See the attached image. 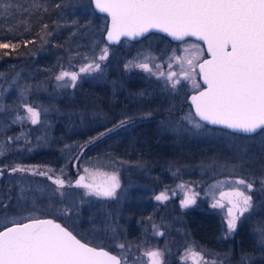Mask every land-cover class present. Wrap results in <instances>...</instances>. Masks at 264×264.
Returning <instances> with one entry per match:
<instances>
[{"label": "rangeland", "instance_id": "1", "mask_svg": "<svg viewBox=\"0 0 264 264\" xmlns=\"http://www.w3.org/2000/svg\"><path fill=\"white\" fill-rule=\"evenodd\" d=\"M76 1L86 5L85 8L87 10H91L90 5L92 4L89 0H73L71 2L77 4ZM92 17L94 16L92 15ZM98 18L99 20L102 19L99 23L100 29L93 27L90 20L82 23L83 26L81 25L83 28H87V31H85L90 36L93 35L91 32L92 28L96 29L94 31L96 37H92L91 41L93 42L89 45V48L81 53L78 51L76 54H71L72 52H70L67 59H60V61L62 60L61 64L53 77L59 75L61 71L78 72L80 67L91 63L94 58L98 57L105 46L108 48V59L101 63L100 71L81 73L74 88L70 86V81H68L67 77L64 81L56 80L58 87L62 89L61 94L56 97L59 100L66 98L64 93H62L66 92L65 90L72 91V95H70L72 99L75 96H79L82 91L81 85L85 80L90 81L92 86L100 85L104 91H107L108 87L113 89V79L106 76L108 62L111 61L112 64H116L115 61L119 58L117 55H123L124 50L126 52L134 45L133 42L128 40H123L118 44L120 46L104 42L105 40L100 30L103 33L106 31V25L104 26L101 23L106 21L107 17L99 16ZM187 41L189 43L183 41L169 44L168 40L162 36H147L146 39L139 42L136 47L137 50L132 56H125L127 59L123 63L125 65L129 62L134 64L141 63L144 62L145 56H149L154 57L155 63L162 66L161 70L167 71L168 58L173 52L177 55H183V49L189 47L191 43L204 47L202 43L196 40L187 39ZM65 51L67 52L68 50ZM206 56L207 53L205 52L204 57ZM127 70L128 72L139 71L145 75L148 81L146 87H149L147 90L155 91L154 93H163L167 97V101H171L174 96L179 95L183 91L190 93L196 90L193 89L191 81L181 79V83L176 86L175 90H172L170 83L166 85L162 77L158 78L156 75H151L136 67L127 68ZM153 71L155 72L156 69L153 68ZM172 71L179 72V67L175 63H173ZM32 74L30 71L16 69L13 66L0 69V84L2 86L0 96V146H3L4 154L7 152L20 153L24 150L22 153L32 155L35 151H39L42 148L56 147L53 139L57 138L54 134L57 123H54L52 117L56 113L60 115V118L64 117V115L70 118V115L64 113L63 109H59L60 106L58 105L55 111L54 104L57 101L52 98L51 90L49 89L51 80L54 78L52 76L42 77L43 75H41L42 81L37 82L32 78ZM196 79L200 82L199 76ZM200 84L202 88V83L200 82ZM33 93L32 97L31 94ZM80 95L82 96V94ZM91 95L90 93L88 95L90 99L94 97ZM179 96L182 97L181 95ZM90 103L92 104V100H90ZM25 105L34 107L41 113L40 123L34 125L27 119L22 122H14L17 116L25 117L27 115L24 108ZM89 106L90 104L87 100L85 107L79 106L83 115L76 117V121L71 119L72 124L75 123L80 126L79 129L77 128L79 131L94 129L100 123H105L106 117L108 118L107 115L92 113ZM169 108L172 109L170 106ZM178 110L180 113L174 116L169 124L165 125L163 122L160 124L159 128L162 133L171 132L177 134L176 137L178 136L179 139L183 140L184 135H180L183 132L188 134L189 139L193 136L195 138L224 139L226 146L230 148L227 152L229 153V160L216 163L206 161L199 167L193 164L173 166V163L167 160H164L163 163L154 161L152 164L143 165L126 161L125 165L121 158L114 157V155L109 156V154L84 158L78 171H82L85 174L84 169L87 168L90 171L116 173L118 175L120 188L117 189L114 198L85 196V189L74 188V186L65 185L63 188H58L53 181L43 176L9 177L0 196L5 194L4 197H7V200L11 204L13 203L16 209L27 208V214L14 215L8 212L6 215V213L3 214L4 212H2L3 216L0 218V224L4 226L9 224L11 219H20L29 215L33 217L51 216L65 223L66 226L86 242L97 247L109 249L117 253L122 259L126 257L127 264H143L146 258L142 257V253L149 249L162 251L164 253V264H192L191 260L182 261L181 259L188 247H192L196 252H199L209 264L212 261H215V264H264V184H262V181H264V130H260L253 135L240 136L241 134H227L208 129L204 122L202 128L195 129L184 119L189 111H192L190 105L188 104ZM98 116H100V119ZM60 122H62L61 119ZM86 125H90V129L87 128L86 130L83 127ZM38 126L43 128V132L40 135L35 130ZM68 131L71 132L70 130ZM68 131L66 133L62 131L61 137H65L69 133ZM9 137L12 138L11 141L8 140ZM78 145L80 144H75L72 150L74 151ZM79 152L80 149L77 150V153L76 151L73 152L75 153V157L73 156L75 159L70 156L71 154L65 156V158H68L66 167L65 169H58V172L56 171L58 173L57 176H63L69 182L74 179V175L70 176L64 170L74 169L72 166L73 159L77 165L79 164L77 156ZM9 162L15 167L26 166L23 160L14 161L11 158ZM27 166L31 167L33 164ZM196 170L200 171V178L198 179H194L193 176ZM10 176H14V174H10ZM236 179H245L253 183V189L249 193L252 196L253 208L250 212L245 213L237 224V228H239L247 220V233L243 232V234H247L246 251H243L244 247H241L242 244L240 243L246 239L243 237L245 235L241 236L236 244L233 243V245L235 244L234 246L229 240L223 238L224 230L226 235L229 236L228 238L235 235L234 233L228 234L227 205L224 209L211 206L214 202L211 192L214 191L218 196L220 190H227L228 188L227 185H219L215 189L212 186L217 185V182L220 181ZM143 182H146V184ZM196 183H199L197 188L195 187ZM179 184H185L191 187L194 192L199 193L196 197V202L200 198L199 200L208 204L205 210L214 213L222 219L221 228L223 232H221L220 238L227 241V243L221 242L218 248L219 251L214 247L207 248L201 244L197 246L196 241L189 239L190 237L188 236L191 234L188 233L187 224L189 222L186 224L185 214L187 213L186 210L189 211L197 206L195 203L188 208H183L180 204L182 197L179 192L176 196H171V191ZM164 185H167V187L160 188L159 194L165 189L169 190L170 198L165 202L168 203L176 197L177 202L174 201L175 203L169 204L171 207L174 206L175 210L173 213L164 214L165 218L161 219V221L154 222L153 218L140 220L139 228L141 232L138 235H134L133 232H130L131 222L128 221L130 217L127 216L129 206L139 204L144 207L143 203L146 201L149 203L154 200L157 201L153 188L157 189ZM240 187L245 190L243 186ZM21 189H23V195L21 194ZM60 193H63V195ZM65 209L69 210L67 215L64 214ZM153 225L156 227H153ZM174 228H176V234L179 237L176 240H172L173 236H171V231L169 230ZM157 231L162 232L163 235H156ZM184 231H186V234ZM120 244H124L125 248H119ZM237 249L239 252L236 251V253H239L240 256L235 257L237 259L235 262V258L232 259L230 256Z\"/></svg>", "mask_w": 264, "mask_h": 264}, {"label": "snow or ice", "instance_id": "2", "mask_svg": "<svg viewBox=\"0 0 264 264\" xmlns=\"http://www.w3.org/2000/svg\"><path fill=\"white\" fill-rule=\"evenodd\" d=\"M2 6L0 2V8ZM95 7L111 18L106 39L112 43L119 42L121 37H142L153 30L185 43H189L186 39L189 37L204 42L206 47L191 43L183 49V55L173 52L168 58L167 71L161 70L162 66L149 56L144 57V62L125 65L126 68H140L164 78L172 90L181 83V79L191 81L193 89L197 90L191 96L194 112L189 111L184 119L193 128L200 129L204 126L202 122H208L246 134L264 130V0H95ZM16 47V44L0 42V50H14ZM205 52L209 58H204ZM107 59L108 48L105 46L98 57L80 67L78 72L61 71L55 79L64 81L67 77L74 88L81 73L100 71L101 63ZM173 63L179 67V72L172 71ZM197 76L205 87L201 88ZM24 108L27 115L17 116L14 122L27 119L34 125L40 123L41 113L36 108L28 105ZM123 123L125 121H121ZM103 135L105 133H101ZM11 139L8 138L9 141ZM2 155L4 150L0 146ZM10 171L48 176L45 171L21 166ZM84 172L85 175L80 176L74 186L85 189V196H116L120 188L116 173H101L87 168ZM3 174L4 169H0V176ZM48 178L53 179L51 176ZM53 182L58 188L65 186L61 178H55ZM219 185H227L228 188L220 190L218 196L211 192L214 200L211 206L224 209L227 205V229L228 234H232L240 218L253 208L249 194L253 183L245 179L226 180L217 182L212 188ZM178 192L183 208L194 205L199 195L185 184L177 185L171 196ZM169 198L167 189L155 196L160 202ZM68 213L69 210L65 209L64 214ZM9 223L11 226L0 230V264H127L126 257L118 258L103 247L91 246L53 219L29 215L11 219ZM155 234L163 235L159 231ZM119 248L124 249L125 245L120 244ZM163 256L160 250H146L142 253L146 258L143 264H164ZM181 259L191 260L192 264H209L192 247L185 250Z\"/></svg>", "mask_w": 264, "mask_h": 264}, {"label": "trees", "instance_id": "3", "mask_svg": "<svg viewBox=\"0 0 264 264\" xmlns=\"http://www.w3.org/2000/svg\"><path fill=\"white\" fill-rule=\"evenodd\" d=\"M71 1L73 0H0L3 4L0 8V42L17 45L14 50L11 48L0 50V69H6L8 66L25 69L33 73L32 78L35 81L41 82V75L55 78L53 76L59 69L62 61L60 59H67L70 52L76 54L78 51L81 53L88 49L93 42L92 37H96L94 31L99 28L102 20L98 17L104 15L94 11L92 5H90L91 10H87L86 5H82L79 1H76L77 4ZM89 1L92 4L91 0ZM89 20L93 27H96V29L92 28V36L87 35L86 27H82V23ZM107 20L101 23L106 25V28ZM100 33L104 37L105 32L100 30ZM150 35L167 39L157 33ZM142 40L131 41L134 45L128 51L124 50L123 55H117L119 58L115 61L116 64L108 62L106 76L113 79V89L108 87L107 91H104L100 85L92 86L90 81L82 83V91L77 102L84 103L85 106L88 100L90 110L95 114L111 115L112 111L117 110L118 118L111 121L108 128L104 127L102 122L98 127L87 131H79L77 128L70 129L71 132L60 130V132H69L65 137L80 140L76 143L80 145L74 149L76 153L78 149L81 152L84 148L77 169L80 168L84 158L105 154L121 158L125 165L126 161L143 165L152 164L154 161L163 163L167 160L173 163V166L193 164L200 167L206 161L216 163L229 160L227 152L230 148L226 146L224 139L194 136L189 139L188 134L183 132L180 133L184 135L183 140L176 137L177 134L160 131L162 122L165 125L169 124L173 117L180 113L178 109L188 105L186 101L189 93L183 91L179 94L182 97L176 95L171 101H167L163 93L147 90L148 81L141 72L135 70L128 72L123 63L127 59L125 56H132ZM167 40L169 44H175ZM4 52L9 54L4 55ZM89 93L94 96L92 99L89 98ZM68 117L64 115L60 118L61 123L74 119ZM98 117L100 119V116ZM121 121L125 123L121 124ZM206 126L221 133H233L222 128ZM101 133L105 135L101 136ZM233 134L237 135V133ZM74 154L71 156L73 157ZM73 161L74 159L72 163Z\"/></svg>", "mask_w": 264, "mask_h": 264}, {"label": "flooded vegetation", "instance_id": "4", "mask_svg": "<svg viewBox=\"0 0 264 264\" xmlns=\"http://www.w3.org/2000/svg\"><path fill=\"white\" fill-rule=\"evenodd\" d=\"M85 81L88 82V80H85ZM49 89L51 90L50 93L52 95V98L55 99V101H57L54 104L55 105V111L57 110L56 107L58 105V106H60L59 109H63L64 113H67L71 117L74 118L73 120H76V116H78V117L81 116L82 113H81V109L79 106H84V103L76 101L78 98H80L79 96H75L72 99V96H70V95H72V91L65 90L66 92H62L65 95L64 97H66L65 99L59 100L58 98H56L59 96V94H61L62 89H60V87H58L55 78L51 81V85H50ZM33 95H34V93L31 94L32 97H33ZM116 112H117V110L112 111L111 115H114V114L116 115L117 114ZM104 115H107V114H104ZM111 115H109V114L107 115L108 118L106 117V121H105L103 126L108 128L111 121L118 118L117 116L113 117ZM52 118H53L54 123H57V127L55 128V131H54V134L57 138L53 139V140H55V146L56 147L46 148V149L42 148L39 151H35L34 154H32V155L27 154V153H22V152H24V150H22L20 153H15V152L8 153L7 152L6 154L1 156L0 168L4 169V174L0 179V194H2L1 191L5 187V184H6L9 177H15V176L16 177H27V176L31 177V175H32L30 172L12 173L10 171V169L15 167V166H12L11 163L9 162L11 158H12V160L14 159V161L15 160H20V161L23 160L24 161L23 163L26 165L25 166L26 168H35L37 171L47 172L48 176L53 177V179L51 181H53L55 178H61L65 181V185H68V186L70 184L74 186L75 182L79 179L80 176H82L81 173H83V172L78 171V169L76 167L77 164L74 161L72 163V166L74 169L69 168L67 170H64V172L65 173L68 172V174L70 176L74 175V179L72 181H70L71 183L68 181L67 178L64 179L63 176H61V177L57 176L58 175V173H57L58 169H65V167H66L68 158L67 157L65 158V156L70 155V154L72 155L73 154L72 149L75 147L76 142L78 143L80 141V140H76L74 138L70 139L68 137H61L62 132H60V130H64V129L70 130L73 128L79 129L80 126H78L75 123L72 124L71 120H70V122L61 123L60 119H59L60 115L56 114V113H54V116ZM83 127L86 130H87V128L90 129L89 128L90 125L89 126L86 125ZM35 130L39 132V135L43 132V128L40 126H38L37 129H35ZM79 155H80V152L78 153L77 156L79 157ZM30 164H33V166H31V167L27 166ZM199 172L200 171H197V170L195 171V174L193 175L194 179L200 178ZM10 174H14V176H10ZM35 176H40V175H35ZM48 176H43V177H45L46 179L49 180ZM193 176H191V177H193ZM168 183H170V182L168 181ZM197 185H199V183H196V186H195L196 188H197ZM165 186L167 187V185H164L162 187L157 186V187H159L157 189H155V187H154L153 192L156 195H158L160 188H164ZM74 188H79V187L74 186ZM4 196H5V194L0 196V218L5 213L7 215L8 212H11L14 215H17V214H19V215L24 214L25 215V214H27V208L24 207L22 209H16L15 206H13V203L11 204V202H9L7 200L8 198L4 197ZM199 199L196 202L197 207L192 208L189 211L186 210L187 213L185 214V216H186L185 220H186V224L189 222L187 224V229H188V233L191 234L188 237H190L189 239H191V241H196L197 246H200V244H201L207 248L214 247V248L218 249L220 247L221 242L227 243V241H224L222 238H220L221 232H223L222 231L223 229L221 228L222 219L220 217H217L214 213L205 210L207 208L208 204L204 203L203 201H201ZM174 201L177 202L176 197L171 199L168 203H166L165 201L164 202H160V201L158 202V201L154 200L150 203L147 201L144 202L143 203L144 207H141L139 204H136V205L134 204L132 206H129L128 210H130V211L127 213V216L129 214H131L129 216L130 219H128V221L131 222V227H130L131 231L130 232H133L134 235H138V233L141 232V229L139 228V221L142 219L145 220V219L153 218L154 222H157V221H161V219L165 218L163 216L164 214L167 215L169 213H173V211L175 210V207L174 206L171 207L169 204H172ZM93 203H92V205H93ZM2 212H4V213L2 214ZM42 217H51V216H39L37 218H42ZM55 220H57V219H55ZM57 221H59V220H57ZM59 222H61V221H59ZM61 223H63V222H61ZM63 224L65 225V223H63ZM6 226H10V223L7 225H4V226H2L0 224V230H3ZM246 229H247V220L239 228H237L235 230V232H233L235 235L231 236L230 238H228L229 236L226 235V232L224 230L225 234H224L223 238H225L226 240H229L233 245V243L236 244V242L239 241V238L241 236L245 235L243 237H245L246 239L240 243L242 244L241 247H244L243 251H246L247 250V237H246L247 234H243V232L244 233L246 232ZM169 230L171 231V236H173L172 240H176L177 238H179L178 234H176V228L169 229ZM184 232L186 234V231H184ZM75 234L77 235V233H75ZM77 236L79 238H81L79 235H77ZM217 238H219V239L217 240ZM81 239L83 241H85L83 238H81ZM89 244H91V243H89ZM218 251H219V249H218ZM236 251L239 252L238 249L234 250L233 254L230 256V258L233 259L235 257L240 256L239 253H236ZM236 260L237 259L235 258L234 261L236 262ZM231 262H233V261H231Z\"/></svg>", "mask_w": 264, "mask_h": 264}, {"label": "water", "instance_id": "5", "mask_svg": "<svg viewBox=\"0 0 264 264\" xmlns=\"http://www.w3.org/2000/svg\"><path fill=\"white\" fill-rule=\"evenodd\" d=\"M91 2H92V6H93V8H94V11H96L97 13H99V14H101V15H104V16H106L107 18H108V25H107V29L110 27V23H111V18H110V16H108L106 13H102V12H100L96 7H95V0H91ZM107 29H106V31H104L105 33H104V39H105V42H107L108 44H111V45H118L119 43H120V41H122V40H128V41H138V40H141V39H143V38H145L146 36H148L149 34H151V33H158V34H161V35H163V36H165V37H167V39H170L171 41H173V42H182V41H179V40H175V39H173L171 36H169L167 33H163V32H160V31H158V30H153V31H151L150 33H147V34H145V36H142V37H137V38H128V37H121L120 38V41L119 42H117V43H112V42H109V41H107V39H106V37H107ZM186 39H193V40H196V41H198L199 43H202L203 45H204V47H206V45L204 44V42H202V41H199V40H197L195 37H189V38H186ZM204 58H209V56H208V53H207V56L206 57H204ZM200 82L202 83V80H201V78H200ZM203 87H205V85H203V83H202V88ZM1 89H2V87H1V84H0V95H1ZM196 92H197V90H195V91H191V93L188 95V98H187V103L190 105V107H191V109H192V111L194 112V107H193V105H192V103H191V96L192 95H194V94H196ZM197 119H199L198 117H197ZM203 123V122H202ZM204 124L205 125H208V126H211V127H218V128H222V129H225V130H228V131H230V132H234V133H237V134H241V135H253V134H256V133H258L260 130H257V132L256 133H253V134H246V133H242V132H237V131H234V130H232V129H228V128H226L225 126H223V125H212V124H210V123H208V122H204ZM1 169V168H0ZM81 175H85L84 173H81ZM3 176V175H2ZM2 176H0V179H1V177ZM40 219H53V220H55L54 218H52V217H42V218H40ZM57 223H60L62 226H65L64 224H62L61 222H59V221H57V220H55ZM11 226V225H10ZM65 227H67V226H65ZM68 228V227H67ZM69 229V228H68ZM69 231H71L70 229H69ZM73 232V231H72ZM73 234L74 235H76L74 232H73ZM77 238L78 239H80L78 236H77ZM83 241V240H82ZM85 242V241H84ZM91 245V244H90ZM91 246H94V245H91ZM95 247H97V246H95ZM106 251H109L112 255H116L118 258H121L117 253H115V252H113V251H111V250H109V249H106V248H104Z\"/></svg>", "mask_w": 264, "mask_h": 264}]
</instances>
